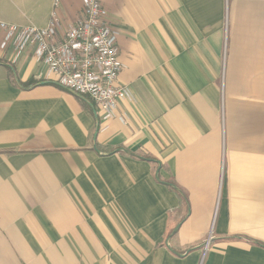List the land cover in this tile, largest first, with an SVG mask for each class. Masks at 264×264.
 Instances as JSON below:
<instances>
[{"label": "crops", "instance_id": "obj_1", "mask_svg": "<svg viewBox=\"0 0 264 264\" xmlns=\"http://www.w3.org/2000/svg\"><path fill=\"white\" fill-rule=\"evenodd\" d=\"M59 1L62 34L84 0ZM54 2L0 0V23ZM104 4L109 119L0 28V264H264V0Z\"/></svg>", "mask_w": 264, "mask_h": 264}, {"label": "built area", "instance_id": "obj_2", "mask_svg": "<svg viewBox=\"0 0 264 264\" xmlns=\"http://www.w3.org/2000/svg\"><path fill=\"white\" fill-rule=\"evenodd\" d=\"M59 5L55 0L46 27L0 23L4 33L1 47L33 51L58 85L89 97L104 112L105 119L112 118L128 89L118 85L123 64L109 10L104 0H84L78 18L60 34Z\"/></svg>", "mask_w": 264, "mask_h": 264}]
</instances>
